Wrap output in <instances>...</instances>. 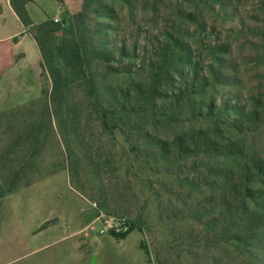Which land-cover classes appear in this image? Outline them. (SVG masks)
I'll return each instance as SVG.
<instances>
[{"label":"rangeland","instance_id":"374dc122","mask_svg":"<svg viewBox=\"0 0 264 264\" xmlns=\"http://www.w3.org/2000/svg\"><path fill=\"white\" fill-rule=\"evenodd\" d=\"M78 5L38 34L40 74L2 83L0 199L26 206L0 222V264L53 257L74 219L85 264L93 203L130 220L150 264H264V0Z\"/></svg>","mask_w":264,"mask_h":264},{"label":"crops","instance_id":"0c3cea01","mask_svg":"<svg viewBox=\"0 0 264 264\" xmlns=\"http://www.w3.org/2000/svg\"><path fill=\"white\" fill-rule=\"evenodd\" d=\"M19 1L0 0V91L2 83L7 81L17 70L26 69L33 76L40 74L41 53L34 38L35 29L54 19H58L63 24L68 7L79 6L78 4L82 2V0H25L22 13L18 15L13 6L17 3L19 5ZM16 201L19 202L16 203ZM0 204L1 223L6 222L7 212L11 218L12 210L15 211L16 206H26V202L21 197L14 201L11 198H3L0 199ZM29 204L32 205V212L34 209L38 217L40 216L41 220L45 221L44 205L46 199H32ZM16 213H19L18 208ZM77 224V220H71L69 226L65 227L67 231L60 235L57 241L60 244L71 243L67 245V248H60L53 257H37L36 264H76L77 261H80L82 252L78 250L79 248L74 242ZM26 232L28 233V231ZM134 232L129 233L121 240L109 236L98 235V237H94L86 233L87 240L91 243L95 241V243L86 257L85 264H150L141 249V236L139 234L137 237H132ZM26 236L28 238V234ZM35 237L38 247L33 248L32 252H37L38 255L40 250L46 248L47 243L44 240H49V237L46 236L45 232ZM27 238L25 243H28ZM120 243L123 244V247L118 256L114 257L113 245ZM30 246L32 245L30 244Z\"/></svg>","mask_w":264,"mask_h":264},{"label":"trees","instance_id":"16d2710c","mask_svg":"<svg viewBox=\"0 0 264 264\" xmlns=\"http://www.w3.org/2000/svg\"><path fill=\"white\" fill-rule=\"evenodd\" d=\"M25 0H20L19 2V5H18V3L15 5L14 4V2H13V4H14V10H15V12L18 14V15H20L21 13H22V7H23V2H24ZM58 1V0H57ZM61 24V23H60ZM59 23H53L52 21L51 22H47V23H45V24H43V25H41V26H39V27H37L36 29H35V36H34V38H35V40H36V42H37V45H38V47H39V50H40V52L43 54V48H42V46H41V43L38 41V34L40 33V31H41V29H47V31H46V33L47 32H55L56 30H58L59 29ZM45 34V33H44ZM83 45L82 44H80V43H74L73 44V49H72V53L74 54L73 55V58H72V60L73 61H66L67 62V64L68 65H70L71 66V64L72 63H76V65L78 66V67H82V65H83V55H84V52H83ZM95 59L97 60V61H104V62H112V58L110 57V54L108 53V51L105 49V48H102V46H100V49H98L97 51H96V57H95ZM90 83V82H89ZM92 92H94L92 89H91V96H92V100L93 101H97L96 100V98L94 97V94H92ZM124 96V95H123ZM122 96V97H123ZM116 98V97H115ZM117 99V98H116ZM122 108V109H121ZM120 109L122 110L121 111V113H123V111H124V109H123V107H121ZM115 112L113 111V110H110V111H107V110H104L103 111V116H104V119L105 120H107L108 118H109V116H114L115 114H114ZM132 228H131V230L129 231V233H131L132 232ZM128 233V234H129ZM128 234H126V235H124L123 237H121V238H118V240H121V239H123L125 236H127Z\"/></svg>","mask_w":264,"mask_h":264},{"label":"built area","instance_id":"2783aa9c","mask_svg":"<svg viewBox=\"0 0 264 264\" xmlns=\"http://www.w3.org/2000/svg\"><path fill=\"white\" fill-rule=\"evenodd\" d=\"M53 23H60L58 19H54ZM96 212L94 224L97 227L99 236H109L115 239L121 238L128 234L132 228V223L126 217H116L106 214L96 203L90 204Z\"/></svg>","mask_w":264,"mask_h":264}]
</instances>
